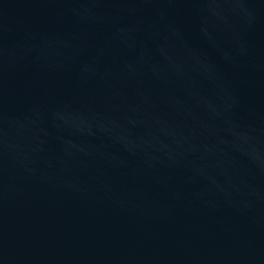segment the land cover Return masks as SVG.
Returning <instances> with one entry per match:
<instances>
[{"label":"water","instance_id":"1","mask_svg":"<svg viewBox=\"0 0 264 264\" xmlns=\"http://www.w3.org/2000/svg\"><path fill=\"white\" fill-rule=\"evenodd\" d=\"M0 264H264V0H0Z\"/></svg>","mask_w":264,"mask_h":264}]
</instances>
